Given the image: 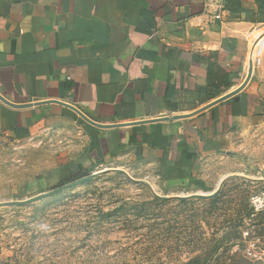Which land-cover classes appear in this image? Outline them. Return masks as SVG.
Returning <instances> with one entry per match:
<instances>
[{"label": "crops", "instance_id": "obj_1", "mask_svg": "<svg viewBox=\"0 0 264 264\" xmlns=\"http://www.w3.org/2000/svg\"><path fill=\"white\" fill-rule=\"evenodd\" d=\"M205 1L0 0V147L20 178L177 173L263 121L264 0H229L221 20Z\"/></svg>", "mask_w": 264, "mask_h": 264}, {"label": "rangeland", "instance_id": "obj_2", "mask_svg": "<svg viewBox=\"0 0 264 264\" xmlns=\"http://www.w3.org/2000/svg\"><path fill=\"white\" fill-rule=\"evenodd\" d=\"M7 154L0 264H264V120L177 173L119 161L51 184L30 163L26 184Z\"/></svg>", "mask_w": 264, "mask_h": 264}, {"label": "built area", "instance_id": "obj_3", "mask_svg": "<svg viewBox=\"0 0 264 264\" xmlns=\"http://www.w3.org/2000/svg\"><path fill=\"white\" fill-rule=\"evenodd\" d=\"M229 0H206L205 5L210 10L213 19L221 20L227 11Z\"/></svg>", "mask_w": 264, "mask_h": 264}, {"label": "water", "instance_id": "obj_4", "mask_svg": "<svg viewBox=\"0 0 264 264\" xmlns=\"http://www.w3.org/2000/svg\"><path fill=\"white\" fill-rule=\"evenodd\" d=\"M251 74H252V64L250 65V68H249V71H248V74H247V77L246 79L244 80V82L239 86L237 87L236 89H234L233 91H231L230 93L222 96L221 98H219L217 101H215V103L217 102H220L224 99H227L229 97H232L234 96L235 94H237L244 86L245 84L248 82V80L250 79L251 77ZM0 98L4 101L7 102L6 99H4L1 95H0ZM69 106L70 108L74 109L77 113H79L85 120H87L88 122L92 123V124H97L95 123L94 121H92L89 117H87L84 113H82L78 108L74 107V106H71V105H67Z\"/></svg>", "mask_w": 264, "mask_h": 264}, {"label": "trees", "instance_id": "obj_5", "mask_svg": "<svg viewBox=\"0 0 264 264\" xmlns=\"http://www.w3.org/2000/svg\"><path fill=\"white\" fill-rule=\"evenodd\" d=\"M82 176H83V175H82ZM82 176H81V177H82Z\"/></svg>", "mask_w": 264, "mask_h": 264}]
</instances>
